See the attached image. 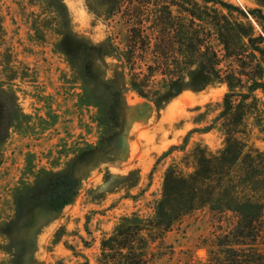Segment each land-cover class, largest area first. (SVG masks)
<instances>
[{"label":"rangeland","instance_id":"374dc122","mask_svg":"<svg viewBox=\"0 0 264 264\" xmlns=\"http://www.w3.org/2000/svg\"><path fill=\"white\" fill-rule=\"evenodd\" d=\"M222 1L256 7L255 0ZM54 2L0 0V91L16 105L14 120L8 125L3 112L0 122L7 130L0 141V264H97L102 236L122 218L153 215L169 165L196 142L222 146L217 129H192L216 115L225 84L186 86L159 103L132 90L113 52L94 61L85 82L81 60L70 63L59 48L64 34L98 44L119 24L95 19L85 0H62L63 21ZM255 96L248 143L263 150L255 121L264 123V96ZM207 104L210 112L198 123ZM219 217L207 209L183 215L154 244L152 264H208L222 233L218 223L225 225L229 213L223 222ZM256 248L264 253V237Z\"/></svg>","mask_w":264,"mask_h":264},{"label":"trees","instance_id":"16d2710c","mask_svg":"<svg viewBox=\"0 0 264 264\" xmlns=\"http://www.w3.org/2000/svg\"><path fill=\"white\" fill-rule=\"evenodd\" d=\"M255 2L256 7L243 10L222 0H85L95 19L108 26L118 22V32L98 44L64 34L59 48L70 63L81 60L85 82L94 75V61L113 52L128 70L130 87L142 98L163 103L186 86L200 89L211 79L226 86L214 104L216 115L192 129H217L222 146L211 149L196 142L178 165H169L153 215L122 218L102 236L97 264H152L153 246L161 243L163 233L198 209L219 214L220 222L229 213L225 225L218 223L222 233L208 264H264V253L256 248L264 237V149L248 143L246 123L255 93L264 96V0ZM53 8L63 21L68 17L62 0H55ZM199 70L203 78L196 75ZM111 95L116 100L118 89ZM14 103L0 91V122L3 112L8 125L14 120ZM211 106L198 113V123ZM255 125L264 138L259 117ZM5 134L0 124V141Z\"/></svg>","mask_w":264,"mask_h":264}]
</instances>
